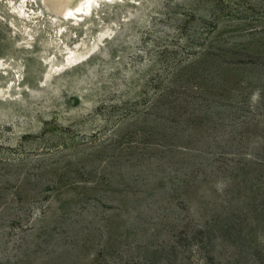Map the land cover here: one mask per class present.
<instances>
[{"label": "rangeland", "instance_id": "obj_1", "mask_svg": "<svg viewBox=\"0 0 264 264\" xmlns=\"http://www.w3.org/2000/svg\"><path fill=\"white\" fill-rule=\"evenodd\" d=\"M0 264H264V0H0Z\"/></svg>", "mask_w": 264, "mask_h": 264}, {"label": "bare ground", "instance_id": "obj_2", "mask_svg": "<svg viewBox=\"0 0 264 264\" xmlns=\"http://www.w3.org/2000/svg\"><path fill=\"white\" fill-rule=\"evenodd\" d=\"M24 1L25 0H21L23 5ZM98 1L110 2L111 0H41V3L53 16L62 21V23L70 25L74 24V19L77 20L79 16L83 17L91 4L97 3ZM66 53L65 63L67 65L76 63V60L79 56L76 55L74 50L67 48ZM53 68L58 70L61 67H59V65H54L52 66V69Z\"/></svg>", "mask_w": 264, "mask_h": 264}]
</instances>
